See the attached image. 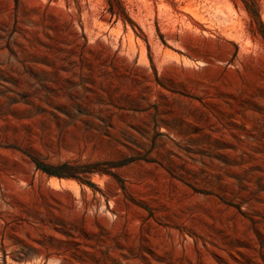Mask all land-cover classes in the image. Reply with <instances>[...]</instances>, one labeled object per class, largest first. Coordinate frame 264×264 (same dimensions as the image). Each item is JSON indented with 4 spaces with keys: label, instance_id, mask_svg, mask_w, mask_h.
Wrapping results in <instances>:
<instances>
[{
    "label": "rangeland",
    "instance_id": "374dc122",
    "mask_svg": "<svg viewBox=\"0 0 264 264\" xmlns=\"http://www.w3.org/2000/svg\"><path fill=\"white\" fill-rule=\"evenodd\" d=\"M260 23L264 0H0V264H264Z\"/></svg>",
    "mask_w": 264,
    "mask_h": 264
},
{
    "label": "trees",
    "instance_id": "16d2710c",
    "mask_svg": "<svg viewBox=\"0 0 264 264\" xmlns=\"http://www.w3.org/2000/svg\"><path fill=\"white\" fill-rule=\"evenodd\" d=\"M259 27H260V32H261V34H262V36L264 38V27H263V25L261 23H260ZM47 174L49 176L53 175V176H57V177H67V176H69V175L64 174V173H47Z\"/></svg>",
    "mask_w": 264,
    "mask_h": 264
}]
</instances>
